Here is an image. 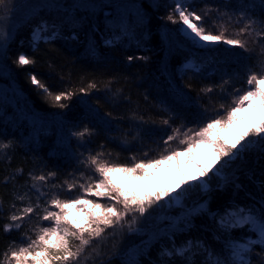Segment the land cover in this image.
Listing matches in <instances>:
<instances>
[{
	"label": "trees",
	"instance_id": "16d2710c",
	"mask_svg": "<svg viewBox=\"0 0 264 264\" xmlns=\"http://www.w3.org/2000/svg\"><path fill=\"white\" fill-rule=\"evenodd\" d=\"M189 3L198 13L211 8L210 16L218 21L217 9L232 15L225 32L230 38L244 39L236 36L235 29L246 20L237 24V17L264 18L261 0ZM174 8L175 0L0 2V18L11 12L28 16L36 11L16 27L0 51V87L4 89L0 91V144L9 145L0 148V259L10 244L22 240V234L32 235L37 223H50L39 221L33 213L15 222L23 225L21 229L6 232L5 225L12 223L10 215L29 203L41 205L40 215L44 207L59 211L50 204L53 195L61 199L84 195L78 187L81 173L96 175L81 163L90 154L101 152L102 159L127 166L132 165V157L137 162L159 158L173 128H198L224 115L220 105H231L235 89L248 87L249 68L260 70L264 40L257 38L253 44L248 38L250 52L222 41L198 47L181 34L182 22L167 19ZM227 20L226 15L223 21ZM204 23L219 30L211 19ZM20 54L34 63L19 65ZM33 77L44 87L33 84ZM90 83L96 87L89 88ZM205 88L213 91L201 92ZM68 91L74 95L55 99ZM165 119L171 126L163 124ZM239 121L240 113L235 124ZM85 126L92 135L83 139L72 135ZM169 143L173 148L178 145L177 140ZM40 175L48 179L34 182L31 178ZM72 183L77 187L69 191ZM87 198L111 203L106 197ZM261 205L264 148L257 144L224 167L220 176L210 174L207 188L188 194L179 207L156 210L149 206L143 215L133 212L121 223L104 228L102 237L92 242L95 250H87L91 256L85 264H205L209 256L228 258L230 242L257 236L247 228L225 229L219 220L240 209L259 214ZM160 214L170 218L162 223L169 230L164 235L155 234L157 229L149 225ZM177 249H186L182 257L166 255ZM261 255L264 249L257 244L245 258L260 264Z\"/></svg>",
	"mask_w": 264,
	"mask_h": 264
},
{
	"label": "snow or ice",
	"instance_id": "6c2138e0",
	"mask_svg": "<svg viewBox=\"0 0 264 264\" xmlns=\"http://www.w3.org/2000/svg\"><path fill=\"white\" fill-rule=\"evenodd\" d=\"M2 2V0H0ZM264 4V0H261ZM192 5L189 0H175V8L170 12L167 19L173 23L182 22L186 28L181 31L186 32L199 45V41L223 42L229 46L239 47L245 52H250L248 48V38H252V43H257V38L264 40V18L250 19L241 15L237 17L236 23H243V26L235 29L237 37L230 38L225 36L227 31V24L232 22V15L216 10V15L220 17V21L211 17L212 9L206 7L202 13L191 10ZM228 16L227 21H223L224 16ZM178 16V20L176 17ZM206 18L211 19L213 28L219 24V30L213 31L212 28H207L204 21ZM199 40H196V38ZM208 45H204L207 47ZM261 59L259 60V71H254L249 68L246 79L248 85L245 89H235L232 104L225 106L220 105L224 110V115H217L216 118L210 119L206 124L198 128H184L183 125L172 129V134L167 136L164 140L165 148L160 152L159 158H150L147 160H140L137 162L136 157H132V165H117L114 162H109L102 159L103 153L98 152L95 155H89L85 161H81L85 168H90L91 173H81L79 179L82 181L78 187L84 195L77 194L75 197H66L61 199L58 194L53 195L50 204L54 206L53 210L50 207L42 209L43 215L39 214L41 205L37 203L33 206L29 203L27 206L18 209L9 216L11 224L5 225V231H11L13 227L17 230L22 228V224L15 223L16 221H23L25 216L35 213L39 221H49L47 225L37 223L32 230V235L22 234V240L17 243L13 242L3 254V259H0V264H85V261L90 258L91 253L87 250L89 248L95 250L93 245L94 240H98L104 233V228L113 227L115 224L121 223L123 218L133 212H139L143 215L147 207L151 206L155 201L160 200V196L156 195L154 198L148 196L143 199H138L135 195L122 190L119 186L112 182L109 173L123 172L132 175L135 178L143 179L146 170L149 168H159L161 165L172 161L180 155H190L197 147L207 145L217 153V159L228 157L223 160L220 168L216 169V174L230 165L235 160L242 159L244 155L252 150L255 145L259 144L264 148V44L261 47ZM132 60V57L128 58ZM34 63L33 60L27 58L24 54L18 57L19 65H27ZM32 83L40 87L36 77L32 78ZM224 83H228L225 81ZM89 88H95L96 85L90 83ZM223 86H221L222 88ZM45 91L47 89L45 88ZM80 92L87 94V89L81 88ZM212 88L201 89V92L207 94L212 92ZM74 95L73 92L68 91L55 96L57 101L62 97L67 98ZM65 107V105H61ZM241 112H251L254 117L252 127L240 140L231 147H226L220 139L213 138V130L217 127L224 128L225 126H232L237 121V114ZM163 124L170 125V120H163ZM77 139H83L86 135H92L88 126L82 130L72 133ZM245 136L252 139L240 143L245 140ZM177 140V147L173 148L169 142ZM237 144L239 147H237ZM183 145V148L179 146ZM9 145L0 144V148H6ZM235 149V151H233ZM147 157L148 153H144ZM206 175V173H205ZM55 173H49V177H54ZM32 180L46 181L48 178L44 175L33 176ZM7 180V178H5ZM203 183V182H202ZM33 188L40 191L36 183H33ZM55 187V185H53ZM77 187L75 183L69 184L68 189L71 191ZM187 190V189H186ZM88 195L105 198L111 203H100L88 199ZM23 200L24 197L20 196ZM79 206V207H78ZM84 206H89L91 209L99 210L98 212L85 211ZM15 207V205H13ZM66 209H76L84 214L85 219L81 222L82 226H77L76 222L68 219V212ZM126 223V221H124ZM103 225L104 227H101ZM225 229H243L247 228L253 231L257 239L247 238L243 242L232 241L229 243L231 256L221 259H215L209 256L205 264H250V261L245 257L250 255L253 247L257 244L264 249V205H261L259 214H256L252 209H240L233 216V219L227 223H223ZM34 237V238H33ZM27 241L26 243L24 241ZM186 249H177L173 253H166V255L183 256ZM260 264H264V255L260 257Z\"/></svg>",
	"mask_w": 264,
	"mask_h": 264
},
{
	"label": "rangeland",
	"instance_id": "374dc122",
	"mask_svg": "<svg viewBox=\"0 0 264 264\" xmlns=\"http://www.w3.org/2000/svg\"><path fill=\"white\" fill-rule=\"evenodd\" d=\"M34 12L36 11L33 10L32 14H34ZM32 14L25 16L23 13L14 14V12H11L10 15L8 14L0 18V51L11 41L16 27H18L22 21L29 19ZM183 28H186V26L183 25L181 29ZM181 34L201 48H203L204 45L210 47L215 43L211 41H199V45H197L186 32L181 31ZM33 37H37V32L34 33ZM196 40H199V38L197 37ZM1 90L4 89L0 87V91ZM253 122L254 117L252 115L247 117L246 112H241L240 121L237 124L229 126L225 130L217 127L213 130V138H218L226 147H231L240 140L242 135L249 131ZM248 139L252 138L245 136V140H241L240 143H244ZM237 147H239L238 144ZM233 151H235V149H233ZM227 159L228 157L217 159V153L214 152L211 147L202 145L197 147L190 155L182 154L176 159L161 165L159 168L151 169L143 179H130L117 172L110 173L109 176L115 185L135 195L138 199H143L148 196L154 198L156 195H159L160 200H154L151 206L156 210H169L170 208L179 207L183 198L198 188L205 190L207 188L208 176L210 174L220 176L223 169L219 174H216L215 170L220 168L223 160ZM84 208L85 211H99L91 209L89 206H84ZM66 211L68 212L69 220L76 222L77 225H82L81 222L85 219L83 213L76 209H66ZM234 214V212L226 213L219 220L220 225L222 226L223 223H227L233 219ZM168 219H170L169 216L160 214L152 223H149V225L157 229L155 234L164 235L168 233L169 230H166L162 223H164V220L169 221ZM147 239L146 237L145 241Z\"/></svg>",
	"mask_w": 264,
	"mask_h": 264
},
{
	"label": "bare ground",
	"instance_id": "6f19581e",
	"mask_svg": "<svg viewBox=\"0 0 264 264\" xmlns=\"http://www.w3.org/2000/svg\"><path fill=\"white\" fill-rule=\"evenodd\" d=\"M252 115V113L251 112H246V116L247 117H250ZM253 116V115H252Z\"/></svg>",
	"mask_w": 264,
	"mask_h": 264
}]
</instances>
